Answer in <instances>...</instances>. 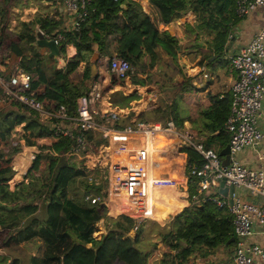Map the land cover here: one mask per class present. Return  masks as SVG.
Segmentation results:
<instances>
[{"label":"trees","instance_id":"obj_1","mask_svg":"<svg viewBox=\"0 0 264 264\" xmlns=\"http://www.w3.org/2000/svg\"><path fill=\"white\" fill-rule=\"evenodd\" d=\"M146 1L157 7L160 21L165 25L190 6L195 23L187 24V27L208 35L206 44L197 47V63L208 64L213 75L203 86L194 76H188L178 85L180 92L170 102L167 101L170 96L157 103L149 102L145 110L138 113V118L150 116L163 123L172 118L181 126L187 120L204 146L219 152L229 139L224 122L229 113L230 88L236 70L230 56L225 57V48L241 19L236 11L237 0H199L191 5V0ZM0 11L4 13V9ZM2 20V30L10 28L12 20L4 15ZM35 22L47 34L62 35V54L67 42L75 46V54L65 60L63 66L46 65L44 57L48 54L42 53L35 44ZM61 23L60 19L56 21L44 15L22 20L15 31L19 41H11L9 49L20 55V67L29 75L31 88L43 85L37 96L51 99L58 106L64 105L68 113H76L77 96L89 90L93 76L90 57L94 52L109 56L116 52L127 59L133 80L140 81L134 74L144 73L142 82L153 84L151 92L154 93L172 88L174 76L182 72L177 56L181 47L179 38L168 29L158 27L155 15L144 10L142 0H89L80 28L66 29ZM0 39H4L3 35ZM157 62L166 67L163 72L166 80L153 77L150 70ZM218 67L223 70L218 71ZM115 92L112 102L119 106H129L130 101L138 97L136 92ZM1 99L5 98L0 91ZM182 100L192 108L193 104L197 106L196 113L194 109L188 114H180L179 102ZM133 114L134 111H128L122 122H127ZM51 123L50 119L41 120L36 111L19 101L11 100L8 108L0 113V140L9 141L17 126H20V131L15 134L18 140L30 141L53 135ZM86 132L90 139V132ZM74 143V138L58 134L49 146L43 144L26 172V180L22 179L14 188L8 181L15 171L11 160L19 150V142L8 151L0 148V230L6 231L3 244L18 245L38 239L40 252L30 256L29 264H114L117 259L130 264H147V256L152 251L157 255L154 257L157 264H201L202 261L213 263L211 256L219 247L233 252V214L226 205H219L209 197L167 218L157 232L159 239L151 242L149 250L134 246L133 243L140 242L145 233L146 221L137 223L125 214L106 215L101 201L92 203L84 198L86 193L105 192L106 172L96 168L89 178L90 170L74 156L66 154ZM46 147L61 156L49 158L41 166L42 150ZM201 163L200 153L188 147L184 171L191 196L198 189V177L191 169ZM94 177L99 178L97 183ZM101 218L107 222V232L97 237V222ZM130 230L136 231L131 247L119 250L118 246L126 241L124 234ZM184 250L191 256L181 257ZM10 264H20V259L15 258Z\"/></svg>","mask_w":264,"mask_h":264},{"label":"built area","instance_id":"obj_2","mask_svg":"<svg viewBox=\"0 0 264 264\" xmlns=\"http://www.w3.org/2000/svg\"><path fill=\"white\" fill-rule=\"evenodd\" d=\"M262 4L264 0H237L236 11L242 16ZM65 5L66 10L72 14L69 28H80L89 0H65ZM45 35L53 37L58 45L62 44L60 33ZM8 53L5 39H0V59L6 62L0 68V91L3 98L8 102L19 101L36 111L43 121L50 119L54 129V134L48 136L51 142H44L43 137L30 140L33 142L29 144L33 149L27 157L31 159L30 163L41 146H49L56 140V135L74 138L75 143L66 154L74 156L90 170L89 178L96 168L106 172L105 192L86 193L84 198L92 203L101 201L106 215L116 217L125 214L139 223L151 215L152 190L179 182V178L168 173L151 172L154 154L186 156L187 148L193 147L202 156L201 165L191 169V173L198 177L197 191L202 193L201 199H198L196 193L192 196L196 200L194 203L209 197L219 205H226L232 212L234 264H258L264 261V246L251 240L253 222L264 224V169L248 166L236 156L242 149L257 147L263 139L259 127L264 104V35L261 31L256 32L230 55L236 78L230 88L229 113L224 122V128L229 134L230 162L227 165L223 164L220 153L206 148L196 131L185 126V123L177 125L172 118L165 123L141 119L135 112L127 122H122L123 117L133 108L113 103L111 94L122 80L132 75L131 65L124 57L104 54L95 58L89 90L77 96L76 113L71 114L64 105L58 106L46 97L39 98L37 95L43 87L31 88L29 75L21 69L18 61L10 63ZM196 72L199 73L197 83H201L209 74L203 65H199ZM18 131L20 126L15 128L11 136L16 137ZM86 131L90 132V139ZM42 152L50 158L61 156L48 147ZM98 179L94 177L96 183ZM221 181L224 185L233 184L234 190L243 187L257 195L259 200H246L233 191L230 204L227 196L219 192Z\"/></svg>","mask_w":264,"mask_h":264},{"label":"crops","instance_id":"obj_3","mask_svg":"<svg viewBox=\"0 0 264 264\" xmlns=\"http://www.w3.org/2000/svg\"><path fill=\"white\" fill-rule=\"evenodd\" d=\"M198 1L199 0H191L190 5ZM142 4L144 10L150 12L151 16H153V14L155 15V20L157 22L158 27L166 28L171 34L176 35L179 38L180 44L181 43L185 44L192 36L196 37L198 34H200L199 31H196L197 34L195 35L190 33L192 30H190L187 27V24L193 25L195 23V14L190 9V6L181 16L177 17L171 23L165 25L160 21L158 10L155 5H151V4L149 5L146 0H142ZM1 9H4V13L0 11L1 14L0 37L1 35H3L4 39L6 38L7 34L13 32L17 37L15 31L19 28L20 21L22 20L34 19L37 16L44 15L49 18L52 17L56 19V21H59L60 19L62 22L61 25H64L66 29L69 28L72 20L71 12H68L66 10L65 0H15V1L0 0V10ZM3 15L4 17H8L12 20L10 28L7 27L4 30H2L4 24L2 20ZM37 28L40 29V26L37 22H35L34 29ZM259 31H261L264 35V4L251 9L248 13L241 16L240 21L235 26L232 35L229 37V40L227 41V47L225 48V52H226L225 57L227 56L229 57L234 51L237 50V48L240 45L246 43L256 32ZM43 32L45 33L44 30ZM52 33H54V31ZM15 41H19V38L17 37V40ZM114 46H115V41H113V47ZM38 47L39 50L43 53L45 48L40 46ZM75 52H76L75 46L72 43L67 42L64 46V53H63L65 60L67 61L69 57L75 54ZM114 53L116 54V52ZM8 54H9L10 63H15L16 61L20 62L21 57L15 51L10 49ZM98 55L100 54L94 52L90 57L93 65V70H95L94 57L96 58ZM194 58L193 59L195 60L196 63L194 67H191L193 71L195 70L194 72L197 71L199 65H203L206 71H208L209 73L208 76L213 75V71L209 68L208 64L197 63V59L199 58V53L198 56ZM210 58H213V56ZM4 63L6 62L0 59V68L4 67ZM217 70L221 71L223 70V67H218ZM134 76L138 78L140 77V80H143L142 77L144 75L141 73H136L134 74ZM132 78L133 76L129 75L124 81L122 80L121 84L118 86L117 89L113 91V93L115 91H121L125 94L135 93V92L138 93V97L133 98L129 103V106H131L133 108V111L138 115V113L143 112L145 110L149 102L155 103L154 100L155 97H152L151 90L150 91L146 90L145 86L147 84H143V85L139 84L138 82H134ZM40 86L43 87V85ZM113 93L111 94V100ZM149 96L152 98L151 101H148ZM184 123L185 126H188L193 129L189 121L185 120ZM259 127L263 132V139L261 144L258 145L257 147H247L245 149H242L237 153L236 156L241 162H243L248 166L264 169V158L262 157V154L264 153V104L262 105V114L259 118ZM42 140L48 143L51 142L52 139H50L48 136H43ZM26 143L33 144V142L31 141H26ZM184 163H185V156L183 155L154 154V156L152 157L151 172L153 174L168 173L171 176H175L179 178V182L176 185H161L155 187L152 190L150 196L151 205H152L151 215L145 219L146 221L145 233H143V235L145 234L144 235L145 238H147L149 241L153 242L159 239L157 238L158 237L157 232L159 228L162 225H164L167 218L173 217L175 214H177L178 212L182 211L183 209L187 208L192 203H194L193 197L189 193L187 178L184 171ZM16 173L17 172L14 171L13 175L10 178L11 182L9 185L11 188H14L22 180L17 178ZM234 191L236 192V194L240 195L246 200H250L254 202L259 200V197L257 195L250 193L247 189L243 187H238L237 189L235 188ZM99 222L103 223V228L100 227ZM105 222L106 221L103 218H101L97 222L98 232L95 233L97 237H100L107 232ZM150 222L151 224L149 225ZM133 231L134 230H132V232ZM252 231L253 233L251 235V240L253 242H256L264 246V224H261L258 221H254L252 225ZM135 236H136V231H134V236L132 237L135 238ZM142 241H143V237L140 242L138 241L136 243H133V245L144 249L143 246H145V244H143ZM29 243H31L33 245L32 247L34 248L29 251L30 256L39 254L41 242L38 239H36L32 241L22 242L20 244L22 245ZM150 245L151 243L149 244V247L145 250H149ZM146 246H148V243L146 244ZM186 256H191V255L187 250L182 251L181 257H186ZM211 258L214 260L213 263H210L209 261H205V262L202 261L201 264H234L232 260V253H229L228 250H223L221 247L217 249L215 254L211 256ZM154 263L157 264L156 262ZM20 264H29V260L26 263H22V260H20ZM147 264L150 263L147 262ZM258 264H264V261Z\"/></svg>","mask_w":264,"mask_h":264},{"label":"rangeland","instance_id":"obj_4","mask_svg":"<svg viewBox=\"0 0 264 264\" xmlns=\"http://www.w3.org/2000/svg\"><path fill=\"white\" fill-rule=\"evenodd\" d=\"M190 33H192L194 35L197 34L196 31H191ZM207 39H208V36L206 35V33L201 31L200 34H198L196 37L192 36L185 44L181 43V47L177 52V56H178V63L180 65V68L182 69V72L178 73L177 75L174 76V80H173L174 86L172 88H165L161 92H156V93L150 92L152 97H155L154 98L155 103L163 101L162 99L166 98L167 96H170L167 98V101L170 102L172 100V98H174L178 94V92H180V90H178L179 89L178 85H180L183 82V80L186 79L188 76H194L196 79H199V73L194 72L195 70L193 71V69H191V67H194V65L196 63L194 60L195 59L194 57L198 56V53H199L198 52L199 48H197V47L200 45H205ZM15 40H17V37H16L14 32L7 34V36L5 38V42H6V47L8 48V51L10 50L9 49V43L11 41H15ZM43 53H46V49L43 51ZM94 59H95V57H94ZM44 60L47 61L46 62L47 66H49L50 63H53L55 65L54 59L49 57V56L44 57ZM155 65H156L155 68H151V70H150V71H153V77L157 78V79L166 80L165 76L163 75V72L166 69V67L164 65H161L160 62H157ZM92 70H93V65H92ZM93 72H94V70H93ZM141 74L144 75L142 77L144 79L145 74L144 73H141ZM211 78H212V76H206V79H203L202 82L198 83V84L203 86L206 83V81L210 80ZM132 80H133V78H132ZM134 82H139V84H142V85L144 84L142 82V80L138 81V80L134 79ZM151 85L153 86V84H151ZM114 93H116V92H114ZM8 103H9L8 100H5V99L0 100V113L3 110L8 108ZM191 105H192V103H191ZM192 106H193V108L188 103L184 102L183 100L180 101L179 102L180 114H188L189 112H193L194 109H195V113H196L197 106H194V104ZM146 119L147 120H153V118L150 116H148ZM12 141L14 142V145H15V143L19 142V144H18L19 150L13 155L11 163H12L13 167L15 168V172H17L16 173L17 178L18 179H24L25 178V172H27V170L30 168V165L32 163V162L30 163L31 159H29V158L27 159V157H28V154L30 153L31 149H33V146L26 143V141H28V140H26L24 138L20 139V141H19L16 137H12L9 141L7 139L0 140V148L4 149L5 151H8L11 146H14L12 144ZM15 146H17V145H15ZM25 149H27V151L23 153V156L17 157V154H20ZM49 158H50L49 156L43 155L42 159L40 161L41 165H43L44 162ZM196 195H197L198 199H201V197H202L201 192L197 191ZM195 201L196 200L193 199V202H195ZM99 224H100V227L103 228V223L99 222ZM150 224H151V222L149 223V225ZM134 231L132 232V230H130L129 232L124 234L126 241L122 242L121 245L118 246L119 250H122L123 247H125V248L131 247L132 240H133L132 236H134ZM97 232L98 231H96L95 233H97ZM144 235L142 236L143 237L142 242H143V244H145V246H143L144 250H145L149 247V244L152 241H149L147 238H145ZM5 237H6V231L0 230V264H10L11 261L15 258L22 260V263L28 262V260L30 258L29 251L34 249L32 247L33 245L31 243H29V244H22V245L18 244V245H9L8 246V245L3 244V239H5ZM147 243H148V246H146ZM150 247H151V245H150ZM156 256L152 251L149 254V256H147V262L150 264H155L154 262H155ZM114 264H130V263H127L123 260L117 259L114 262Z\"/></svg>","mask_w":264,"mask_h":264},{"label":"water","instance_id":"obj_5","mask_svg":"<svg viewBox=\"0 0 264 264\" xmlns=\"http://www.w3.org/2000/svg\"><path fill=\"white\" fill-rule=\"evenodd\" d=\"M35 43L40 46L44 47L46 49V53L49 57H52L55 61L56 67L63 66L65 64V58L62 54V51L60 49V45H58L54 38L51 36L45 35L42 29H35ZM147 91L152 90L151 85L145 86ZM151 97H148V101H151ZM220 155L223 157V164L227 165L230 162V149L229 144L227 143L220 151ZM233 191L234 186L233 184L224 185V182L221 181L219 192L222 193L224 196H227L228 202L231 204L233 201ZM104 204L101 203V206ZM233 240V237L230 239Z\"/></svg>","mask_w":264,"mask_h":264},{"label":"bare ground","instance_id":"obj_6","mask_svg":"<svg viewBox=\"0 0 264 264\" xmlns=\"http://www.w3.org/2000/svg\"><path fill=\"white\" fill-rule=\"evenodd\" d=\"M23 153L17 154V157H22Z\"/></svg>","mask_w":264,"mask_h":264}]
</instances>
